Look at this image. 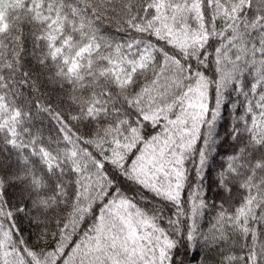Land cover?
<instances>
[{
    "label": "snow or ice",
    "instance_id": "6c2138e0",
    "mask_svg": "<svg viewBox=\"0 0 264 264\" xmlns=\"http://www.w3.org/2000/svg\"><path fill=\"white\" fill-rule=\"evenodd\" d=\"M264 264V0H0V264Z\"/></svg>",
    "mask_w": 264,
    "mask_h": 264
},
{
    "label": "trees",
    "instance_id": "16d2710c",
    "mask_svg": "<svg viewBox=\"0 0 264 264\" xmlns=\"http://www.w3.org/2000/svg\"><path fill=\"white\" fill-rule=\"evenodd\" d=\"M205 257V252L201 249L199 252L191 254V264H201L202 259Z\"/></svg>",
    "mask_w": 264,
    "mask_h": 264
}]
</instances>
